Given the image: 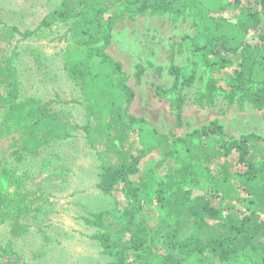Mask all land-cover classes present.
<instances>
[{
    "label": "trees",
    "instance_id": "obj_1",
    "mask_svg": "<svg viewBox=\"0 0 264 264\" xmlns=\"http://www.w3.org/2000/svg\"><path fill=\"white\" fill-rule=\"evenodd\" d=\"M200 3L218 15H199L200 32L188 38L192 52L202 53L204 65L209 68L220 72L232 69V87L227 93L230 104L243 108L248 103L253 109L262 110L264 0H256L257 7L242 22L220 15L221 9L210 8L206 0H61L33 30L20 31L0 21V141L8 137L7 144L0 145V225L9 221L11 235L23 234L26 228L21 219L30 214L37 219L47 213L51 203L39 184L26 185V179L34 178L11 166L7 155L21 163L40 148L69 141L74 137L73 131L81 129L101 162L97 189L113 198L120 193L127 201L120 217L116 215L120 203L115 198L113 209L82 218L85 225L96 229L90 239L111 258L110 264H264V138L255 133L238 139L228 136L217 119L172 139L149 126L136 129L144 121L127 113L133 91L125 85L121 64L105 52L111 27L127 15H170L172 22H177ZM108 10L111 13L105 20ZM55 25L67 29L60 37L66 43L63 66L84 102L62 101L56 96L53 102L43 103L36 97L24 96L15 48L6 52L3 47L15 35L26 41ZM250 31L257 33L253 41L249 40ZM209 54L212 61H206ZM168 70L174 78L172 89L177 92L171 109L176 127L181 128L183 91L197 83L198 77L195 71L184 75L173 62ZM142 73L143 68L137 66V80ZM253 85L255 89L249 92L247 87ZM166 94L161 86H154V96L162 98ZM219 94L217 81L210 77L195 101L211 105ZM53 103H86V125L71 122L62 107L51 109ZM167 146L173 148L166 156L172 159L174 170L169 168L156 184L151 171L140 175L137 181L130 179L138 174L139 163L145 157ZM233 152L245 168L235 173L239 182L231 180L228 168L232 164L224 160ZM50 160L42 163L45 172L50 165L55 166ZM60 168L50 170L55 178ZM192 184L204 185L206 191L192 197L191 190L185 188ZM150 190L164 211L163 234L152 229L141 214V194ZM214 199L226 204L225 214L222 208L212 205ZM237 204L244 205L248 212L236 214ZM6 248L2 249L3 254L9 252V246Z\"/></svg>",
    "mask_w": 264,
    "mask_h": 264
},
{
    "label": "rangeland",
    "instance_id": "obj_2",
    "mask_svg": "<svg viewBox=\"0 0 264 264\" xmlns=\"http://www.w3.org/2000/svg\"><path fill=\"white\" fill-rule=\"evenodd\" d=\"M60 1L0 0V21L20 31L33 30L45 16L52 13ZM206 1L207 6L221 9L220 15L234 22L246 20L247 14L258 5L256 0ZM110 13V10L104 13L105 20ZM203 13L218 15L203 8L200 3L177 22H172L170 15L153 16L147 13L143 16L127 15L124 20L111 27L110 44L105 52L121 64L125 85L133 91L127 113L144 121L143 124L137 125L136 129L149 126L170 139L200 129L215 119L223 126L228 136L238 139L242 135L255 133L264 138V108L255 110L248 103L239 108L237 103L228 102L227 93L232 87V69L220 72L216 68H209L204 65L205 58L202 53L192 52L188 38L200 32L197 18ZM66 30L61 25H55L50 29H43L38 37L21 41L19 36L15 35L10 41L3 43L6 52H12L15 48V63L19 71L21 93L24 96L36 97L43 103L53 102L56 96L62 101L84 102L80 91L69 80L63 66L62 55L66 43L60 41V37ZM2 34L3 30L0 29V37ZM256 35V32L250 31L249 40L253 41ZM212 60V54L207 55L206 61ZM171 62L184 75L195 71L198 77L197 83L183 91L185 104L181 128L176 127L174 111L171 109V102L177 95L172 89L174 78L168 70ZM137 66L143 68L138 80ZM210 77L217 81L220 94L211 105L198 104L195 98L200 90L204 91V83ZM155 85L161 86L167 94L162 98L154 96ZM247 89L251 92L255 87L248 86ZM85 104L53 103L50 108L58 110L62 107L69 114L71 122L85 126L88 114ZM73 135L69 141H56L47 148H40L21 163H15L13 157L7 155L11 166L34 178L33 181L25 180L27 186L33 187L32 184L35 183L44 188L45 198L51 203V207L37 219H34L32 214L21 219L26 230L19 236L11 235L9 221L0 225V263L15 261L17 264H110L111 258L102 253L96 241L90 239L96 229L85 225L82 218L90 213L113 209L115 198L120 203L116 213L120 217L127 201L120 193H116L113 198L97 189L101 162L95 150L90 147L83 130L73 131ZM7 142L8 137L0 141V145L4 147ZM169 149L173 148L163 147L145 157L139 163L138 174L130 179L137 181L140 175L151 171L154 175L153 183L156 184L169 168L175 169L172 159L166 156ZM49 159L55 163V166H49L51 171L61 167L58 178H55L50 170L45 172L43 169L42 163ZM224 160L232 164V167L228 168L231 180L239 182L235 173L245 168L238 163L237 153L233 152ZM47 163L49 162L45 164ZM185 188L191 190L192 197L200 196L206 191L204 185L192 184L186 185ZM141 199V214L144 220L152 229L163 234L166 231V223L162 220L164 211L155 192L150 190L142 193ZM212 205L222 209L226 207L219 199H214ZM226 209L222 210L224 214ZM247 212L244 205L235 206V213L239 216ZM7 246L9 252L5 251L6 254H3L2 249H7Z\"/></svg>",
    "mask_w": 264,
    "mask_h": 264
}]
</instances>
